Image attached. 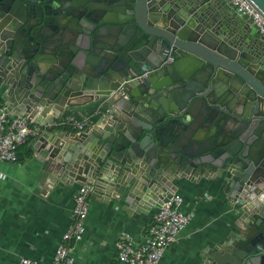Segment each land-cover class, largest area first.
Masks as SVG:
<instances>
[{"label": "water", "instance_id": "1", "mask_svg": "<svg viewBox=\"0 0 264 264\" xmlns=\"http://www.w3.org/2000/svg\"><path fill=\"white\" fill-rule=\"evenodd\" d=\"M0 83L33 123L108 107L40 138L48 177L159 209L217 179L242 219L204 264H264V36L227 0H0Z\"/></svg>", "mask_w": 264, "mask_h": 264}, {"label": "crops", "instance_id": "2", "mask_svg": "<svg viewBox=\"0 0 264 264\" xmlns=\"http://www.w3.org/2000/svg\"><path fill=\"white\" fill-rule=\"evenodd\" d=\"M4 96L0 83V105H7ZM97 104L108 109L98 101L66 109L59 118L34 122L42 130L18 149V161H0V264H20L22 258L53 264L57 248L72 223L74 197L82 183L70 181L71 175L54 179L47 176L48 158L38 151L40 138L46 133L51 136L49 132H83L71 126L48 124L62 120L68 111L88 115ZM106 119L108 116L98 117L95 123ZM180 180L174 194L183 198L180 210L190 215V222L166 249L160 264H204L208 257L219 254L222 242L240 230L242 213L235 198L217 179ZM140 205L139 200L129 201L125 194L117 195L116 191L92 192L86 231L73 242L75 264H110L125 237L135 244L143 243L159 208Z\"/></svg>", "mask_w": 264, "mask_h": 264}, {"label": "built area", "instance_id": "3", "mask_svg": "<svg viewBox=\"0 0 264 264\" xmlns=\"http://www.w3.org/2000/svg\"><path fill=\"white\" fill-rule=\"evenodd\" d=\"M241 15L249 19L264 36V15L248 0H227ZM107 109L101 105L93 115L70 114L59 121H51L48 126L66 125L84 131L96 121L94 117H107ZM42 128L32 123L28 117L14 116L7 105H0V161L17 162L18 149L29 139L40 134ZM93 192L91 182L82 184L75 197L71 213L72 223L57 248L53 264H75L72 254L73 242L83 237L85 220L89 211V197ZM183 198L173 195L159 209L149 225L146 239L135 244L129 237L120 240L115 259L110 264H160L166 249L175 242L178 233L190 222V215L180 210ZM20 264H38L31 258H22Z\"/></svg>", "mask_w": 264, "mask_h": 264}, {"label": "trees", "instance_id": "4", "mask_svg": "<svg viewBox=\"0 0 264 264\" xmlns=\"http://www.w3.org/2000/svg\"><path fill=\"white\" fill-rule=\"evenodd\" d=\"M99 107H100L99 104H97L96 106H94L92 109L89 110L88 115H93V114H95L96 111L99 109ZM103 109H104V106H103ZM70 114H75V115L80 116V114H79L78 112L68 111V112L66 113L65 117H66L67 115H70ZM84 115H87V114H84ZM97 118H98V117L95 116V117H94V120L96 121Z\"/></svg>", "mask_w": 264, "mask_h": 264}]
</instances>
